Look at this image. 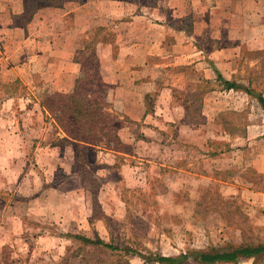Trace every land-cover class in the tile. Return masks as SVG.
<instances>
[{
  "label": "crops",
  "instance_id": "0c3cea01",
  "mask_svg": "<svg viewBox=\"0 0 264 264\" xmlns=\"http://www.w3.org/2000/svg\"><path fill=\"white\" fill-rule=\"evenodd\" d=\"M205 1L0 0V264H88L72 255L78 253L72 248L77 235L107 243L123 233L129 241L110 224H128L127 188L104 185L101 192L117 198L98 199L102 209L96 214L92 190L77 169L82 148H91L98 161L109 158L101 171L121 175L134 189L151 187L148 180L158 171L163 178L167 172L163 180L172 193L195 189L189 183L197 176L237 186L241 176L227 171L237 148L229 143L226 150L213 149L220 135L210 134L204 117L212 115L219 130L221 103L214 98L236 90L225 88L216 70L233 80L244 49L264 50V0H212L208 7ZM114 20L117 39L102 38L97 56L107 87L103 99L125 122L117 129L122 144L106 148L69 136L55 113L56 99L72 95L85 77L80 54L88 32L105 30ZM223 27L225 43L216 33ZM245 185L246 191L253 186ZM156 201L171 203L163 194ZM68 244L70 250L62 251ZM69 252L71 260L63 263ZM128 258L145 264L140 253L130 251ZM254 258L236 264H258Z\"/></svg>",
  "mask_w": 264,
  "mask_h": 264
},
{
  "label": "rangeland",
  "instance_id": "374dc122",
  "mask_svg": "<svg viewBox=\"0 0 264 264\" xmlns=\"http://www.w3.org/2000/svg\"><path fill=\"white\" fill-rule=\"evenodd\" d=\"M143 1L146 4L153 3V0ZM205 2L208 7L212 0H206ZM115 20L114 23L109 24V28L99 30L98 27H95L85 37L87 47L80 54L82 60L85 59V77H83V79H87L83 84L85 89L91 91L97 89L103 94V91L107 88L105 83L102 86L98 82L101 81V76L97 50L102 38H107L111 42L117 39L116 29L118 26L116 25L118 23ZM204 27L207 28L205 25ZM223 28L216 33L221 42L225 43L228 41L229 33L226 27ZM244 35L245 33L240 32L238 37L242 38ZM233 80L244 84V86H250L256 92H262L263 94L264 50L244 49L237 78ZM208 86L209 84L206 83L205 88L207 89ZM219 96V98H214L221 103L218 106L221 111H217L216 114V122L221 125L218 126L219 130L213 126L212 115L206 113L204 117L206 121L211 122L210 134L220 135V143H213L210 146L215 150H226L229 143L235 144V148H237L236 155L231 159V162L234 163L232 168L227 169V171L231 170L228 172L241 176L240 179L237 178L238 183H235V185L241 187L221 182L207 183L205 178L197 176L190 178L192 180L189 183L191 184V181H193L192 184L195 185V189L178 190L172 193L170 192L171 184L163 180L167 176V172L163 178L162 171H158L152 180H148L152 184L151 187L146 185L145 190L134 189L122 181L121 175H109L107 171H101L102 165L109 166L107 161H110L109 158L105 161L101 159L98 161L95 154L91 157L90 152L85 148L80 150L79 153L82 158L77 160V164H79V168L81 166L85 167L80 170V173L82 172L85 186L92 190L91 197L95 200L96 214H100L102 209L98 199L109 198L113 200V198H117L114 192L102 193L104 185L107 186L110 183L113 186L121 187L122 185L127 188L122 192V195L129 202L128 224L124 228V223L121 226H119V223L112 224L110 222V224L118 231L121 230L126 235L128 234L130 239L129 241L124 240L123 233H118L112 241L115 246H126L131 248L133 252L155 258L159 253L163 254L161 247L164 248L165 254L171 255L212 247L223 248L229 244L264 242V172L258 171V167L264 168V111L261 109V104L257 98L252 99L251 95L242 88L222 92ZM183 98L185 99L186 96H183ZM102 102L104 103L103 110L98 111L95 115L98 119L92 116L96 120L93 121L95 126L91 129L99 139H102L98 143L99 146L108 148L107 143L112 142H108L103 138V129H107L108 126L112 125L115 133L110 132V130L109 132L110 134H116L117 129L119 130L120 125L125 121L122 122L118 114L109 109L104 99ZM212 102L213 99L210 100L211 105ZM56 103L59 107L62 106L58 98ZM55 114L60 117L58 111ZM194 117L202 119L203 115L201 116L196 112ZM68 118L73 119L74 116L70 115ZM66 126L63 124V127L66 128ZM223 128L229 133H223ZM132 146V144H127L124 148L128 149L129 147L132 149ZM225 158V160H228V157ZM115 160L118 166L120 162H118V159ZM224 176L225 174H217L219 178ZM225 179L227 180V178ZM248 182L253 186L246 191L247 185L245 183ZM229 186L230 188H228ZM253 190L255 191L253 192ZM162 194L166 195L167 200L171 202L168 207L156 204L158 196L161 197ZM92 225L96 227L97 224ZM77 228L75 227V229ZM165 244L172 245L176 249H166ZM72 248L78 252L72 255L80 256L88 264L91 262L92 264H123L129 262L128 251L109 250L107 253L106 248H103L102 245L87 244L81 239L76 240ZM65 250H70L69 244L62 248V251ZM263 256L259 255L254 259L258 264H264ZM63 257V263H67L71 260L70 252L63 255ZM75 260L77 259L75 258Z\"/></svg>",
  "mask_w": 264,
  "mask_h": 264
},
{
  "label": "trees",
  "instance_id": "16d2710c",
  "mask_svg": "<svg viewBox=\"0 0 264 264\" xmlns=\"http://www.w3.org/2000/svg\"><path fill=\"white\" fill-rule=\"evenodd\" d=\"M85 62L83 63V70L85 73ZM220 81L227 89H244L248 94L257 98L260 102L262 108L264 109V96L262 92H256L250 86H244L234 80H227L221 76V74L216 70ZM87 80L81 79L79 81L75 92L68 96L60 98L62 103L61 107L57 108V111L60 113V117L57 116V119L60 120V124L66 120L68 125L64 128L65 132L74 139L78 141L84 142L89 145L98 146L99 142L102 139H99L95 132L92 131L93 121L98 119L95 115L96 113L103 110V94L96 90H88L83 87L84 81ZM99 83L104 86L103 81H98ZM90 85V84H89ZM91 86V85H90ZM102 102V103H101ZM73 115L74 118H68V116ZM96 118V119H94ZM115 133L114 126H108L107 129H103V138L108 142L111 141L112 143H107L108 148L115 145V147L121 145L122 143L118 139V134H110V132ZM90 147V146H88ZM93 156V152H91V148H85ZM77 164V169L80 171L85 167H80ZM82 173V172H81ZM77 240L81 239L87 244H100L106 250H122L125 251H133L131 248H119L115 246L112 242H105L101 239H91L86 238L80 235L76 236ZM123 250V251H124ZM259 255H264V242L258 243H243V244H229L223 248H216L212 247L205 250H193L189 252H182L179 255L175 256H164L163 254L159 253L155 258H151L146 256L145 254H141L143 258H145V264H182L185 261L192 260L195 262H199L202 264H219V263H232L236 264L242 259L257 257ZM91 261V260H87ZM123 264H130L128 261Z\"/></svg>",
  "mask_w": 264,
  "mask_h": 264
}]
</instances>
